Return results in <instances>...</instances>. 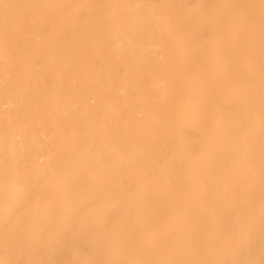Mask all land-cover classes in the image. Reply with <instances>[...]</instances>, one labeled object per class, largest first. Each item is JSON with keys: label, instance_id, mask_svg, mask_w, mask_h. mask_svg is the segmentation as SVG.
Returning <instances> with one entry per match:
<instances>
[{"label": "bare ground", "instance_id": "1", "mask_svg": "<svg viewBox=\"0 0 264 264\" xmlns=\"http://www.w3.org/2000/svg\"><path fill=\"white\" fill-rule=\"evenodd\" d=\"M7 2L0 261L259 264L261 0ZM88 186L111 193L103 218L42 245L28 222L59 226Z\"/></svg>", "mask_w": 264, "mask_h": 264}, {"label": "snow or ice", "instance_id": "2", "mask_svg": "<svg viewBox=\"0 0 264 264\" xmlns=\"http://www.w3.org/2000/svg\"><path fill=\"white\" fill-rule=\"evenodd\" d=\"M12 7L7 0H0V9L7 13L8 9ZM261 7L264 8V0H261ZM111 193L104 188H97L94 186L85 187L77 194L78 198L88 202L87 207H82L79 210L73 209L70 206L66 208V214L60 218V224L53 228H43L40 224V217L29 221L27 226L35 229L34 236L44 246H54L57 244H70L74 238V233L77 225L83 220L87 213L88 208H93L95 211L93 215L98 219L103 218L102 208L106 207L107 200ZM45 215L41 213V216ZM0 264H6L5 261H0ZM73 264V262H69ZM230 264H238L236 261ZM247 264H256L255 261H248ZM259 264H264V259H261Z\"/></svg>", "mask_w": 264, "mask_h": 264}]
</instances>
